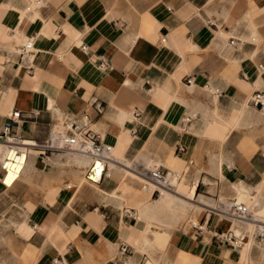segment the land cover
<instances>
[{
	"label": "crops",
	"instance_id": "1",
	"mask_svg": "<svg viewBox=\"0 0 264 264\" xmlns=\"http://www.w3.org/2000/svg\"><path fill=\"white\" fill-rule=\"evenodd\" d=\"M163 37V47L154 44ZM28 38L25 68L18 50ZM206 49L213 55L194 64ZM255 91L264 93V0H0V133L16 110L14 131L37 143L63 116L87 114L116 158L168 172L155 152L173 151L183 167L168 173L188 166L195 195L202 189L210 203L264 198V108L248 104ZM38 153L20 166L18 156L0 159V264H170L180 251L201 264L225 260L212 233L228 224L210 211L198 221L203 232L172 234L169 260L160 250L147 256L137 248L144 222L123 207L121 184L130 195L134 185L112 173L93 190L79 184L89 157ZM125 209L136 219H124Z\"/></svg>",
	"mask_w": 264,
	"mask_h": 264
},
{
	"label": "built area",
	"instance_id": "2",
	"mask_svg": "<svg viewBox=\"0 0 264 264\" xmlns=\"http://www.w3.org/2000/svg\"><path fill=\"white\" fill-rule=\"evenodd\" d=\"M165 37L160 39L159 47H163L165 44ZM230 44H234L231 40ZM83 51L86 50L85 46H82ZM19 63L24 65L25 68L31 67L30 59L34 54V43L31 38H28L26 42L19 47L18 50ZM259 68H262L259 66ZM99 69L102 71H108L110 64L107 61L100 60ZM186 84L191 85L193 79L187 77ZM248 104L255 108L262 110L264 108V93L255 91L249 99ZM97 114L102 113V107L97 105L95 107ZM22 115L19 111H13L8 117L7 122L4 125L3 135L12 136L11 138L17 139L18 135L14 131L20 122ZM190 119H185V122H189ZM34 149L45 155L47 152L50 154L54 152H75L85 155L91 159L88 168L84 174V181L91 185H99L103 180L110 179L112 176V147L104 143L99 134L91 129V119L87 114H83L79 118H66L62 123V129L59 132L51 131L47 139L41 143L34 142ZM179 151L183 152L184 149L179 148ZM186 166L181 174L174 173L176 179H180V176L188 171ZM228 169L234 170L235 166L229 164ZM136 175L142 180V188L146 189L147 184L151 183L157 187V190L153 191L157 195H161L159 190H173V186L169 183L167 171H163L159 167L155 170L140 169L135 172ZM209 213L220 217H228L237 220L240 223H248L252 226L251 230L239 228V231L227 229L226 231H214L212 238L219 246H227L232 250H240L250 239L255 243L264 244V219L259 220L256 218L255 210L250 209L245 204L238 202L236 199H216V207ZM122 216L126 220H135L136 214L132 209H125ZM189 227L197 232H203L206 227L205 224L200 222H190ZM122 252L126 253L127 248L122 247Z\"/></svg>",
	"mask_w": 264,
	"mask_h": 264
},
{
	"label": "bare ground",
	"instance_id": "3",
	"mask_svg": "<svg viewBox=\"0 0 264 264\" xmlns=\"http://www.w3.org/2000/svg\"><path fill=\"white\" fill-rule=\"evenodd\" d=\"M60 127H61V124L55 125L54 132H59L61 130L59 129ZM56 129L59 131H57ZM3 133H0V139L3 140L0 142V159L3 157H9V156L11 158L13 155L18 156L19 157L18 159H21L20 157L27 158L31 154L38 155L37 154L38 150L32 147L35 145L34 141L27 139L23 136L21 137L19 135L17 139H13L8 135L4 136ZM65 154L82 155V154L75 153V152H61V153H56V154L54 153L53 155H65ZM112 161H113L112 163L120 164L121 167L123 166L124 169H122L121 171H123L125 174L131 175L136 179V181H141V182L142 180L139 178L138 175H136L135 172L142 168H139L137 166H142L143 169H146L148 171L150 170L152 171L158 168L157 165L155 166L150 165L149 168H146L145 166L141 164L135 165L134 162L116 158L113 155V150H112ZM219 163H221V166L219 167L220 168L219 171L223 177V174H222L223 159L220 160ZM111 167L115 169L117 168L116 165H111ZM168 180H169V183L173 187H175L174 182L176 181V179L172 180V177L169 176ZM146 187H147L146 190H149V189H154V191L157 190V187L151 183H148ZM159 191L161 192V195L158 200L153 199L151 200V202L148 203V205H144V206L142 205L138 207V210H136L139 215V221L144 222L143 237L138 242L137 248L142 253L147 252V256L149 255V253L151 255H154L155 251L158 249L165 250V248L167 247L169 243V235L171 232L170 230L173 228H176V226L178 225L179 219L181 220V218L185 217L192 209H196L197 211H203L207 207L205 209V212H209L216 207V202L213 207H210L212 206V203H210L209 200L203 195H200L198 200H193L191 198H186L184 196H181L180 189L178 191H175V188H173V190L167 189V190H159ZM192 195H194V193H192ZM246 202L248 205H255L259 207L255 215L257 219L263 220L264 219V198L262 196H259L257 198L247 197ZM140 203L141 201H138L136 203V207ZM240 203H243L247 207H249L244 202H240ZM163 213L164 214L166 213L169 216V218L171 217V220H167V219L162 220L161 218H159L161 217V214ZM222 218H226L228 220H233L235 222H238L237 220L232 219V218H228V217H222ZM241 224H244V223H241ZM245 224H248V223H245ZM248 226H249L248 230H251L252 226L250 224H248ZM229 229L234 230L233 228H229ZM255 248L256 250L257 249L259 250V253L261 252L264 253V244L255 243L251 239L240 250H238L239 251L238 253H240L243 259L250 260L255 251ZM149 259L153 260V258H149ZM162 260H169L168 258H166V253L162 255Z\"/></svg>",
	"mask_w": 264,
	"mask_h": 264
},
{
	"label": "rangeland",
	"instance_id": "4",
	"mask_svg": "<svg viewBox=\"0 0 264 264\" xmlns=\"http://www.w3.org/2000/svg\"><path fill=\"white\" fill-rule=\"evenodd\" d=\"M159 40L160 39H156L155 42H154V44L157 45V43L159 42ZM166 46L169 47V44L166 43ZM202 55H208V56H210V55H213V52H212V50H207V49L204 50V51H200L199 54L194 55V64H197V65L200 64ZM203 91L204 90L201 89V88L195 89L193 91L194 97H197V98L200 97L203 94ZM251 91H249V92H251ZM249 94L250 93L246 94L247 95L246 97H248ZM62 119H60L57 122V125H60L61 124V127L59 129H62V123L65 120V117L63 116ZM54 128H55V126H54ZM53 130L55 131V129H53ZM57 131H59V130H57ZM212 139H214V138H212ZM215 140H217V139H215ZM1 141H3V140L0 139V142ZM61 152H64V151H59V152H54V153H61ZM146 152H148V150ZM155 153L159 154L161 156V158L165 160V163L164 162L163 163H164V166L167 168L168 172H171V171H173V172H179L182 169L183 166L177 168L176 166H174L172 164V162L170 160L174 156V152L171 151V150H169L167 147H165V146H159L157 148V150H156ZM37 154L39 155V153H37ZM38 155L32 154L31 156H38ZM50 155L51 154L49 152H47L43 156L45 157V156H50ZM215 156L216 155H213L210 158V160H209V163H210V166H211V169L212 170H213L212 161H213V159H215ZM12 157L15 158V155H13ZM20 158L21 159H19V166L21 165V163H23L25 161V158L24 157H20ZM139 164L145 166L146 163L144 161H142ZM157 166L159 167L160 165H157ZM145 167L146 168H149L150 166H147L146 165ZM112 173H113V178L117 177L119 179V182H122L123 181L125 184L134 185L136 187V192L134 194L130 195V193H128V191L121 184V191H123V193L125 194V199H126V202H127L126 205H123V207L133 208L136 211V210H138V207H140L142 205L143 206L144 205H148V203L151 202L152 199L158 200L160 198L159 195H157L156 193H153L154 189H149V190L143 189L142 188V184H141L142 182L141 181H136L133 176L125 174L120 169L112 168ZM169 176L172 177V180L173 179L174 180L176 179L175 176H173L172 173H169L168 177ZM79 184L80 185H86V186L90 187L93 190H95V188L97 187L96 185H90V184H88L87 182L84 181V179H82V181L79 182ZM191 184H192V182H191V179H190V175L187 174V173L182 177L181 180L176 179V181L174 182V185H175V188L176 189H179V187H181V192H180L181 196H184L186 198H191L193 200H198L199 199V196L201 194L203 195L202 189H200L199 191H197V193H200V194H197L196 193V195H195V191L193 190L194 187ZM247 187L249 189H251V191L253 193H256L254 190H252L253 189L252 187H250L248 185H247ZM254 189H255V187H254ZM141 192H144L143 193V196L139 200V201H141V203L136 207L133 203H131V201L137 199V197L140 195ZM192 193H194V195H192ZM259 194H261V195L264 196V187L259 192ZM117 199H119V198L114 197V202H116ZM220 199H225V197L224 196H221ZM239 200H243L242 202H244V203L247 204L246 198L244 199V196L243 195L239 196ZM239 200H237V201H239ZM211 203H212V206H210V207H213L215 205V203H213V202H211ZM248 206L250 207V209H254L255 208L254 209L255 210V213L259 209V207L258 206H255V205H248ZM204 212H205V209L203 211H197L196 209H192L185 217L181 218V220L179 219L178 225L176 226V228H173V229L170 230L171 231V234L169 235V242H170V238H171V236H172V234L174 232H177V233H185V232H187L188 229H189L190 222H198ZM165 214L164 213L161 214V217H159V218H161L162 220H166V219L167 220H171V217L169 218V216L167 214L166 215ZM220 221L221 222H224V223H227L228 224V228H233L235 231H239V228H243V229H246V230L249 229L248 224H245V223L244 224H241V223L235 222L233 220H228V219L222 218V217H220ZM158 251H159L160 256H162V254H164V253L169 254V253H172L173 252V250H172V248L170 246L168 248L166 247L165 250L158 249ZM219 251H222L224 253V255L221 256V258H224L225 259L224 261L221 262L222 264H264V253H262V252L259 253V250L258 249L256 250V248H255V251H254V253H253V255H252V257H251L250 260L243 259L241 257V255H240V253H238L239 251L238 252H232L229 249V247H227V246L221 247V249ZM178 253H179L178 258L177 259H174V262H169L168 261V263H170V264H201V262H202L200 259H196V262H195L193 256L191 254H189V253H185V252H182V251H180Z\"/></svg>",
	"mask_w": 264,
	"mask_h": 264
}]
</instances>
